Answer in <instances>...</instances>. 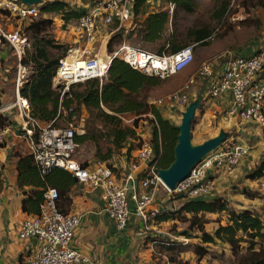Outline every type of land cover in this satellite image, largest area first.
I'll list each match as a JSON object with an SVG mask.
<instances>
[{
	"label": "built area",
	"instance_id": "obj_1",
	"mask_svg": "<svg viewBox=\"0 0 264 264\" xmlns=\"http://www.w3.org/2000/svg\"><path fill=\"white\" fill-rule=\"evenodd\" d=\"M134 1L93 0L85 6V13L76 20L65 23L59 17L56 25L58 35L59 32L63 36L71 32L76 43L84 42L88 45L99 41L102 46L115 31L120 28L127 31L134 25ZM152 1H157L156 4L159 5L160 0ZM150 2L151 0L149 5ZM172 7V3H167L169 11ZM154 9L150 6L147 11L152 12ZM39 14L37 4L29 5L20 0H0V49L3 50L2 53H7V48H10L16 62L13 104L18 108L21 117V136L25 138L29 154L41 175L58 167L73 174L83 186L100 190L104 198L103 209L114 222L116 230L126 227L130 215L142 221L145 229L155 223L160 211L156 198L161 187L166 193L181 194L185 199L209 198L216 186L214 173H231L248 154V145L239 142L236 136L230 134L219 147L195 164L187 177L177 183L172 191L158 176L159 168L150 139L142 138L139 141L140 145L134 157L124 170L114 171L108 164L99 161L91 166L80 162L76 158L80 144L75 141V135L84 132V106L81 105L79 113L73 111L72 107L65 109L59 106L55 118L48 123H42L31 117L29 104L20 95V87L28 76V67L21 64V59L31 46L24 28L38 19ZM54 25L53 21L51 27ZM193 47V44H189L175 53L158 54L122 43L105 56L99 53L90 55L91 51L86 48L81 51L76 49V57L60 60L52 84L60 91L61 102L64 94L70 97L72 84L91 78H98L100 81L106 79L113 58L124 61L148 76L165 79L181 73L193 62ZM217 62L219 61L212 60L202 63L179 89L151 103L157 108L167 105L171 114L175 108L183 110L189 103L191 86L198 80L210 77L206 89L209 98L226 91L231 94L229 105L222 112L223 116H234L263 127L264 46L249 54H232L224 61V69L218 74L214 71ZM69 114L71 116L64 124L56 125V122L66 119ZM120 117L123 121H132V118L127 120ZM9 132V124L0 126V147L6 143ZM57 201L56 188L48 187L43 194L38 213L27 216L18 225L17 234L20 239L34 238L38 243L37 251L29 264H96L72 245L80 216L61 212ZM166 235L170 236L169 233Z\"/></svg>",
	"mask_w": 264,
	"mask_h": 264
},
{
	"label": "trees",
	"instance_id": "obj_2",
	"mask_svg": "<svg viewBox=\"0 0 264 264\" xmlns=\"http://www.w3.org/2000/svg\"><path fill=\"white\" fill-rule=\"evenodd\" d=\"M149 1H134L136 27L130 31V35L134 33L145 43H155L161 39L166 24L173 19V15L165 8L148 12ZM162 1L172 3L175 14L178 10L192 12L196 7V0ZM76 2L84 6L74 7L66 0H45L39 5L40 14L55 13L67 23L84 14L85 6L93 0ZM226 10L227 3L221 4L218 17L221 18ZM52 22V18L39 17L24 28L25 34L31 40V50L22 56L21 64L30 68V73L20 87V95L27 100L31 117L48 123L57 115L59 106L65 109L72 107L73 111L79 113L83 105L88 117L84 120V132L76 134L75 141L80 145L91 142L94 146L95 159L108 164L115 171L118 169L112 162L113 157L117 154L129 157L137 149L140 145V137L136 130L138 121L144 115L151 114L152 118L145 119L152 124L150 141L153 144L157 167L167 168L174 159L173 150L178 130L176 125L165 118L159 108L148 99L149 90L161 84L162 80L141 73L124 61L113 58L106 79L100 81L98 78H91L72 84L70 97L64 94L60 102V91L53 87L52 78L60 60L66 57L67 46L56 42L55 37L49 36ZM188 34L191 35V39L183 41L171 32L153 50L158 54L175 53L190 43L207 44L211 37L210 30L203 27L191 29ZM117 36L119 34L113 35L108 42L109 53L113 51L111 45ZM63 47L65 49L60 54L51 53V49ZM71 114L66 119L56 122V125L64 124ZM125 114L133 118L128 126L123 125L120 117ZM6 124H8L6 117L0 114V126ZM262 177L264 159L246 176L250 180ZM77 183L73 174L58 167L41 175L30 154H18L17 185L20 189L27 187L23 190L21 208L28 215L38 213L43 194L48 187L56 188L58 208L61 212L68 213L71 204L70 191ZM171 199L177 200V205L161 209L155 221L177 222L182 219L186 226L180 234L186 240L195 237L198 241L173 240L167 235H147L145 243L154 242L155 251L166 257V263L189 264L182 258V254L191 253L195 264H200L210 254L209 245L221 243L228 248L233 264H264V219L258 211L230 208L227 199L221 196L185 199L181 194H171ZM208 214L212 216L208 217ZM222 214L226 216L225 220L219 218ZM212 219H215V226L210 233L206 230L205 224L210 223ZM157 264H160V260Z\"/></svg>",
	"mask_w": 264,
	"mask_h": 264
},
{
	"label": "crops",
	"instance_id": "obj_3",
	"mask_svg": "<svg viewBox=\"0 0 264 264\" xmlns=\"http://www.w3.org/2000/svg\"><path fill=\"white\" fill-rule=\"evenodd\" d=\"M73 2L76 7L84 6L76 0H73ZM59 33V35L58 33L56 35L57 38L61 35V32ZM11 59L6 52L0 53V114L6 117L10 125L7 141L0 147V264H29L30 259L37 251L38 243L34 238L20 239L17 234L19 223L29 216L21 208V202L24 198L23 190L27 187L20 189L17 185V160L18 154H29V151L25 138L21 136L19 126L21 117L18 108L13 104L15 100V75L12 74L14 71H12ZM191 66L190 64L183 71L188 70ZM224 66L225 62L219 61L216 63L214 71L217 74L221 73ZM14 69H16V64ZM262 76L264 78V70ZM210 80V77L198 80L195 85L191 86L189 102L199 98L201 100L200 115L210 113L215 118L216 113L222 114L228 107L231 94L226 91L217 97L209 98L206 89ZM184 81H181L182 84ZM159 108L162 109V115L166 118L170 117L167 105H160ZM84 110L83 107L82 111ZM229 120L230 123L232 122L234 129L242 131L240 133L243 136L236 135V137L239 142L248 145L249 151L231 173H214L216 186L209 198L224 197L227 199L230 208L240 210L247 208V205H252L251 203H255L256 197L253 193L263 190L264 177L257 180L246 178L247 174L258 164L262 150L260 143H258V129L255 128L254 124L234 116L229 117ZM137 134L138 136H146L148 132L139 133L137 130ZM253 134H255L254 137ZM262 146L264 148V142ZM135 153L133 151L130 154L131 159L127 155H123L121 159L114 156L112 162L119 171L124 170ZM96 161L93 152L88 165L91 166ZM257 182L262 189L256 186ZM246 191L247 193H245ZM159 192L160 189L158 195ZM256 194L257 196H263L264 192ZM158 195L156 203L160 210L172 208L178 203L177 200L170 199L169 193L166 194L164 199L159 198ZM70 198L69 212L80 216V223L75 230L72 245L96 264H157L158 261L153 259L155 254L160 256V264H168L166 263V257L157 253L151 242L145 243V237L147 235H166L169 231L165 227L169 223H176L175 220L158 221L145 229L142 221L130 215L126 227L118 231L114 226V222L103 209L104 198L100 190L90 189L77 183L70 191ZM192 258L194 260L193 256Z\"/></svg>",
	"mask_w": 264,
	"mask_h": 264
},
{
	"label": "rangeland",
	"instance_id": "obj_4",
	"mask_svg": "<svg viewBox=\"0 0 264 264\" xmlns=\"http://www.w3.org/2000/svg\"><path fill=\"white\" fill-rule=\"evenodd\" d=\"M42 1L44 2L45 0ZM68 2L70 4H75L73 0H68ZM156 3L157 1L155 2L151 0L150 5H148V8L152 6L153 8H155L154 10L164 8L168 9L167 2L160 0L158 6ZM223 3H227V10L221 16V18H219V7ZM73 6L76 7L75 5ZM171 9V12L169 10L168 11L170 15H173V19H170L171 21L166 24V28L162 34L161 39L158 42L145 43L142 40H139L134 33L130 35V31L133 30L136 25H133L127 31H125L123 28H120L118 31H115L113 33V35L119 34V36L114 39V42L111 45L112 50L117 48L122 43H127L131 46L144 48L155 52L153 49L157 48L158 44L162 42V40H165L171 34V32L175 33L177 37H179L181 40L187 41L191 39V35L188 34V31L191 29L203 27L207 28V30H210L211 37L207 44L190 43L194 45V59L191 63L192 66L188 70L182 71L177 75H173L165 79L159 78L162 80L161 84L154 86L149 90L148 99L150 102L159 98H163L169 93L179 89L182 85L181 81H184L189 76L194 74L201 66L202 62L204 63L212 60L223 62L226 61L232 54L252 53L264 44V0H196V7L192 12L178 10L175 14L174 6ZM38 17L52 18L55 25L49 28V36H51L52 38L55 37L56 42L67 46L65 54L68 59H72L78 55V53L75 52L76 49L81 51L86 48L88 51H91L90 55H93L94 53H99L101 56H105V54L109 53L107 45L113 35H111L107 40L108 42L106 44H103L102 46H100L99 41H96L93 44L89 43L88 45H85L84 42L76 43L73 40L74 36L71 32H67V35H62V37L60 35L57 38L56 35L58 33V30L56 28V25L59 23V15L55 13H41ZM64 49L65 47H63L62 49H51V53L60 54L61 52H63ZM28 50H31V46ZM2 51L3 50L0 49V53H2ZM7 55L12 58V71H14L16 62L13 59L12 51L10 48H7ZM27 73H30V68L27 69ZM12 74L14 75V72H12ZM53 87L56 88L55 86ZM199 109H201V107ZM199 109L196 111L195 118L192 122L191 127V140L193 144L202 143L204 140L215 136L221 129L225 130L228 133H231V135L234 136L242 135V131L234 129V126H232V122L230 123L229 118H225V116H223V113H216V117L213 118L210 113L200 115ZM183 110L175 108L172 114L169 113L170 117H167V119L175 125H178L180 123L181 113ZM203 111L204 110L202 109V112ZM82 113L84 114V116H86L85 118L87 119L88 114L86 108L84 111H82ZM123 116L127 120L132 118L127 114ZM146 117L152 118V115H144L138 121V132H148V135L146 136H139L140 141L142 138L151 139L152 137V124L149 122V120L145 119ZM122 123L123 125L128 126V124H131L132 121L126 122L122 120ZM255 128L258 129V143H260V147L262 150L258 159L259 164V162L264 159V148L262 146V143L264 142V126H256ZM252 136L254 137L255 134H253ZM93 152V144L91 142H86L85 145H80L76 158H78L80 162H84L87 164L90 161V157ZM134 152H136V150H134ZM116 156L121 159L123 155L117 154ZM256 186L262 189L261 185L258 182ZM259 192H264V187L263 190L258 191L256 193ZM256 193H253L256 197V200H254L255 203H251L252 205H247V208L258 211L261 218L264 219V195L257 196ZM166 194L167 193L165 192V190L161 187L158 195L160 196L159 198L164 199ZM169 197L171 199V194H169ZM210 216L211 215H208V217ZM225 217L226 216L224 214L219 216V218H222L223 220H225ZM185 226L186 222L182 221L181 219L176 223H169V225L165 228L169 231L167 232L170 235V239L186 240V238L180 234V232L184 230ZM214 226L215 219H212L210 223L208 222L207 224H205L206 230L210 233L213 232ZM187 241L196 242L198 241V239L193 237L187 239ZM209 250L210 254L207 255L201 261L200 264H233L232 257L228 251V248L225 247L223 244H211L209 245ZM153 256L154 260L159 261L160 256L158 254H155ZM183 258L187 260L189 264H195L190 253H185L183 255Z\"/></svg>",
	"mask_w": 264,
	"mask_h": 264
},
{
	"label": "water",
	"instance_id": "obj_5",
	"mask_svg": "<svg viewBox=\"0 0 264 264\" xmlns=\"http://www.w3.org/2000/svg\"><path fill=\"white\" fill-rule=\"evenodd\" d=\"M25 4L42 5V0H20ZM199 98L188 103L181 113L180 123L176 125L178 130L177 141L174 146V159L167 168H160L158 176L161 182L170 190H174L176 184L189 174V171L205 155L219 147L228 137V133L221 129L215 136L204 140L200 144H193L191 140V127L196 111L200 108Z\"/></svg>",
	"mask_w": 264,
	"mask_h": 264
}]
</instances>
